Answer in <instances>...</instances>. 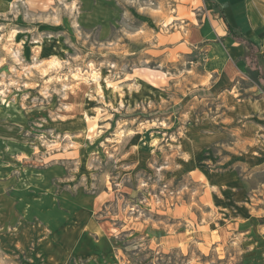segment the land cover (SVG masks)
<instances>
[{
  "label": "rangeland",
  "instance_id": "374dc122",
  "mask_svg": "<svg viewBox=\"0 0 264 264\" xmlns=\"http://www.w3.org/2000/svg\"><path fill=\"white\" fill-rule=\"evenodd\" d=\"M245 54L204 0H0V264H264Z\"/></svg>",
  "mask_w": 264,
  "mask_h": 264
},
{
  "label": "trees",
  "instance_id": "16d2710c",
  "mask_svg": "<svg viewBox=\"0 0 264 264\" xmlns=\"http://www.w3.org/2000/svg\"><path fill=\"white\" fill-rule=\"evenodd\" d=\"M229 35L244 45L247 49L246 53V62L250 70L257 72L258 74V81L264 88V61L260 60V50L259 47L251 42L250 40L246 39L243 35L237 33L232 28H228Z\"/></svg>",
  "mask_w": 264,
  "mask_h": 264
},
{
  "label": "crops",
  "instance_id": "0c3cea01",
  "mask_svg": "<svg viewBox=\"0 0 264 264\" xmlns=\"http://www.w3.org/2000/svg\"><path fill=\"white\" fill-rule=\"evenodd\" d=\"M228 1H233V0H204V2L206 3V4H208V5H210V6H214V8L216 9V11H217V13L220 15V17H221V19L223 20V22H224V24H225V26H226V28H227V34H228V37L234 42V44H236L239 48H245V50H246V53H247V49H246V47L244 46V45H242L241 43H238V41H236L235 39H233L230 35H229V33H228V28L230 27V28H232L234 31H236L232 26H231V24L229 23V21H228V19H227V17H226V13L224 12V9H223V7H222V5L224 4V3H226V2H228ZM253 4H254V6L256 7V10L259 12V10H258V7H257V5H256V0H254L253 1ZM261 11V10H260ZM262 12V11H261ZM260 13V12H259ZM237 32V31H236ZM237 33H239V32H237ZM239 34H241V35H243L242 33H239ZM244 36V35H243ZM246 39H248V40H250L251 42H253L254 44H256L258 47H259V50H260V60H262V61H264V56H263V53H262V51H261V48H260V46H259V44L255 41V40H252L251 38H248V37H246V36H244ZM245 63H246V66H248L247 65V62H246V54H245ZM249 68V67H248ZM33 198V197H32ZM32 198L31 197H29L28 199H30V200H32ZM34 199H35V197H34ZM20 200H23V198H20ZM29 202H31V201H29ZM19 204L20 205H22V204H27V202H25V200H23V202H19Z\"/></svg>",
  "mask_w": 264,
  "mask_h": 264
}]
</instances>
